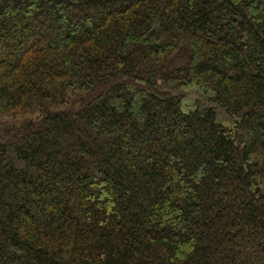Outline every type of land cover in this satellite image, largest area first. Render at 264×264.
<instances>
[{
  "label": "trees",
  "instance_id": "1",
  "mask_svg": "<svg viewBox=\"0 0 264 264\" xmlns=\"http://www.w3.org/2000/svg\"><path fill=\"white\" fill-rule=\"evenodd\" d=\"M0 264H264V0H0Z\"/></svg>",
  "mask_w": 264,
  "mask_h": 264
}]
</instances>
